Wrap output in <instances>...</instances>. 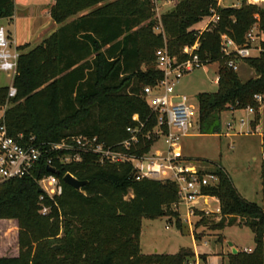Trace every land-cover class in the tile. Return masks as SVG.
<instances>
[{"label":"trees","instance_id":"1","mask_svg":"<svg viewBox=\"0 0 264 264\" xmlns=\"http://www.w3.org/2000/svg\"><path fill=\"white\" fill-rule=\"evenodd\" d=\"M219 1L178 0L161 17L163 33H156L160 22L151 0H55L50 16L61 28L30 51L29 45L18 48L13 86L0 87V109H6L0 127L16 139L33 138L36 145L84 135L115 146L129 138V128L139 126L133 121L138 115L145 128L133 152L146 154L154 144L146 136L158 118L144 89L163 79L156 53L166 47L183 60L184 48L199 42L207 66H220L218 92L198 96L201 134L220 135L224 113L249 108L255 111L256 131L263 108L255 97L264 98V51L243 61L255 73L243 81L227 66L232 57L223 54L222 37L244 46L255 27L264 34V8L247 0L240 7L224 8ZM15 12V0H0V20L12 21ZM213 12L219 22L203 33L195 31ZM11 88L17 92L14 98L9 96ZM197 161L212 166L220 177L218 186L205 190L221 207L220 221L210 228L223 231L241 225L255 235V249L230 254L227 264H264V208L243 198L221 165ZM56 169L60 179L71 174L87 185L78 191L64 184L58 208L46 201L53 207L49 216L40 213L42 193L35 179L0 184V222L16 221L19 228L18 255L0 258V264H188L195 257L186 248L176 255L142 253L144 220L175 219L177 228H183L173 209L179 200L175 184L137 181L131 165H102L96 156ZM45 175L50 172L44 166L37 179ZM208 226L202 217L196 229Z\"/></svg>","mask_w":264,"mask_h":264},{"label":"built area","instance_id":"2","mask_svg":"<svg viewBox=\"0 0 264 264\" xmlns=\"http://www.w3.org/2000/svg\"><path fill=\"white\" fill-rule=\"evenodd\" d=\"M154 4L155 19L160 22L156 33H163L161 17L158 13V3L160 0H151ZM220 18L213 12V15L205 19V26L201 29L194 28L195 31L203 33L216 25ZM255 27L247 35V44L238 46L227 36L222 37V51L226 57H232L227 66L234 72L240 69L239 62L245 59L255 58L254 53L261 54L264 49L255 46L257 40ZM200 43L197 42L192 47H185L183 55L185 59L173 57L167 48L160 49L156 53V68L163 75V79L155 87L144 89V97L151 110L157 115L158 124L153 133L147 135V139H152V135L162 138L164 149L157 148L154 144L151 150L141 156L135 155L134 148L140 144V136L145 125L140 122L138 115L133 121L139 123L136 128H129V138L115 146H109L98 137L84 135H72L62 139L58 143H46L36 145L34 139L28 142L11 137L5 126L0 127V184L24 179L27 177L35 179L42 190L39 199L40 213L49 216L52 213V206L46 205L50 200L54 207L58 208L57 199L64 194V178L60 179L56 174L45 175L37 179V174L42 167L52 168L57 171V165L68 166L81 163L86 156H96L102 165H131L135 172L137 181L149 180L158 182H170L177 186L179 200L173 206L174 211L181 214L180 208L186 207L187 220L191 232L193 231V219L197 212L210 213L211 202L219 205L217 198L205 194L207 188L219 185L220 177L212 171V166L204 163L188 160L183 155L181 143L184 139L192 136L194 130V118L197 108L191 99L176 92L180 80L187 74L207 67V62L199 55ZM21 53L9 37L6 28L0 26V73L17 74L18 63ZM219 83V77L216 80ZM16 90L11 88L10 98L16 96ZM255 100L264 107V98L256 96ZM251 115H255L252 108ZM246 125L242 120V126ZM232 128V124H229ZM75 178L73 175H71ZM76 179V178H75ZM203 202L204 210L199 211V202ZM182 219V214L180 215ZM183 220V219H182ZM251 253L252 251H246ZM188 264H199V261Z\"/></svg>","mask_w":264,"mask_h":264},{"label":"rangeland","instance_id":"3","mask_svg":"<svg viewBox=\"0 0 264 264\" xmlns=\"http://www.w3.org/2000/svg\"><path fill=\"white\" fill-rule=\"evenodd\" d=\"M249 4L264 8V0H247ZM178 0H160L158 13L165 14L177 5ZM221 7H240L243 0H220ZM55 4V0H17L14 24L16 32L12 31L14 25L9 20H0V26L13 33L14 47L22 46L28 38L32 40L31 50L41 45L54 32L55 23L51 20L49 8ZM79 17V16H78ZM205 26V21L196 28ZM257 40L255 46L262 47L264 34L255 33ZM20 44V45H19ZM259 57V53H254ZM240 69L237 72L243 81L255 77V73L243 62H239ZM219 64L209 65L203 69L195 70L185 75L179 82L176 92L191 99L197 108L194 118V130L192 136L182 141L183 155L188 160H204L221 165L231 177L235 187L243 198L264 208L263 180H264V107L259 127L254 131L252 122L255 119L249 110L227 112L222 115V132L219 135H203L199 126L198 96L203 93L218 92ZM14 76L0 73V87H11ZM6 109H0V120ZM246 125L242 126V120ZM232 124V128H229ZM155 144H159L162 138L152 135ZM164 149L163 143L157 148ZM131 199V198H130ZM203 202L199 209L204 208ZM210 213L197 212L193 221L191 232L187 220L186 207L180 208L182 214V230L176 226L175 219L162 218L157 221L144 220L141 236V246L145 255L158 254L176 255L180 249L186 248L197 251L190 262L199 261V264H227L231 254L228 244L243 251L252 248L255 244V235L247 227L232 226L223 231H214L210 228L213 223L220 221L219 205L211 202ZM180 214V215H181ZM205 218L209 222L208 227L196 229L199 221ZM10 232L9 238L6 233ZM19 228L16 221L0 222V258H13L18 255ZM254 250V249H253ZM202 257H206L205 261ZM225 259V262L223 261ZM224 262V263H223Z\"/></svg>","mask_w":264,"mask_h":264},{"label":"crops","instance_id":"4","mask_svg":"<svg viewBox=\"0 0 264 264\" xmlns=\"http://www.w3.org/2000/svg\"><path fill=\"white\" fill-rule=\"evenodd\" d=\"M16 1L17 0H15V4H16ZM112 1H115V0H112ZM54 6V5H53ZM52 6V7H53ZM220 6H221V4H220ZM51 10V8H49L48 9V11H50ZM80 16H82V15H80ZM15 18V17H14ZM52 20V19H51ZM74 19H72V20H70V21H73ZM10 21V24H12V25H14V28H12V31H13V29H14V31L16 32V26H15V24H14V19L11 21V20H9ZM4 27V26H3ZM61 28V26L60 25H57L56 23H55V28H54V32H52V34H54L55 32H57L59 29ZM12 31H11V29H9V31H8V33H9V37H10V39H11V41L15 44V42H14V40H13V33H12ZM51 34V35H52ZM20 45V44H19ZM26 45H29V49L27 50V51H30L31 50V46H32V40L30 39V38H28L27 40H26V42L22 45V46H26ZM18 48L19 47H21V46H17ZM14 81V80H13ZM12 86H13V84H12ZM11 86V87H12ZM261 113H262V110H261ZM199 204H200V202H199ZM199 206V205H198ZM202 206H203V204H202ZM198 208V210L199 211H201V210H204V208H202V209H199V207H197ZM220 213V212H219ZM4 222V221H3ZM144 222V221H143ZM243 222V221H242ZM236 226H240V225H236ZM240 227H244V226H240ZM142 232H143V227H142ZM141 236H142V234H141ZM142 243V242H141ZM234 245V244H233ZM229 246V245H228ZM234 247H235V245H234ZM141 248H142V246H141ZM236 248V247H235ZM228 249L230 250V252H231V254H232V249L230 248V247H228ZM237 249V248H236ZM253 249H255V244H254V246L252 247V248H249V249H245V250H243V251H240V250H238L239 252H246V251H253ZM181 250V249H180ZM142 253L144 254V252H143V249H142ZM194 253L196 254V255H198L197 254V251H194ZM156 254H158V251H156ZM145 255V254H144ZM150 255H153V254H150ZM223 261L225 262V259H223ZM223 262V263H224Z\"/></svg>","mask_w":264,"mask_h":264},{"label":"water","instance_id":"5","mask_svg":"<svg viewBox=\"0 0 264 264\" xmlns=\"http://www.w3.org/2000/svg\"><path fill=\"white\" fill-rule=\"evenodd\" d=\"M48 171L51 174H56V171L54 169H52V168H48ZM64 183L66 185L72 187L73 189L78 190V191L82 190L87 185L86 182L79 181V180L73 178L71 175H67L64 178ZM39 192L41 193L42 190H39ZM228 245L232 249V254L233 255L239 254V251L234 247V245L232 243H229Z\"/></svg>","mask_w":264,"mask_h":264}]
</instances>
